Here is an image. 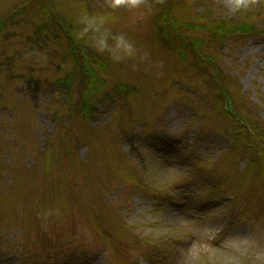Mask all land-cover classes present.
<instances>
[{
	"label": "rangeland",
	"instance_id": "rangeland-1",
	"mask_svg": "<svg viewBox=\"0 0 264 264\" xmlns=\"http://www.w3.org/2000/svg\"><path fill=\"white\" fill-rule=\"evenodd\" d=\"M164 1L197 53L159 40ZM109 2L53 0L55 22L41 0H0V19L14 15L0 32V264H264V154L225 111L264 127V35L212 41L198 0ZM208 2L227 17L256 7L264 30V0ZM85 8L147 59L114 63L76 39ZM69 37L104 81L95 109L79 107L88 87L59 82L78 71Z\"/></svg>",
	"mask_w": 264,
	"mask_h": 264
},
{
	"label": "trees",
	"instance_id": "trees-1",
	"mask_svg": "<svg viewBox=\"0 0 264 264\" xmlns=\"http://www.w3.org/2000/svg\"><path fill=\"white\" fill-rule=\"evenodd\" d=\"M42 1V13L47 16L53 18V20L57 21L56 9L53 4V0H41ZM202 6V15L204 18H209L206 23L203 25H198V30L207 32L210 39L214 42H218L221 45H227L229 42H235L237 40L243 39L244 37H258L260 35H264V30H261L260 23L254 21L248 16L251 13H254V8L249 7L244 11L239 13L238 17H227L224 14L217 13V9L211 2L208 0H198ZM205 2H208L205 4ZM172 4L168 3V1H164V7L161 10V14L156 18V23L159 26L156 27V33H158L159 40H162V44H164L167 48L169 47L172 50H177L178 54L181 57L185 56L186 48L191 49L193 52L199 50L201 41L198 39L186 40L185 37L181 34V32L172 31L177 28L178 23L172 19ZM261 12H264L263 10ZM16 13L19 14L20 11L16 10ZM217 13V16L215 15ZM260 15L259 12H257ZM10 17L7 15L6 17H1L0 19V32L4 31L7 27V22L9 18L14 17L13 14ZM52 20V19H51ZM262 21V19H261ZM264 22V21H262ZM45 28V26H43ZM70 46L69 52L70 57L74 60V65L78 71L67 77L65 80H59V82H63L65 86L66 92L72 97L73 96V88L76 86L82 85L88 87L84 92L81 101L79 102V107L84 109V111L90 109H95L96 103H103L105 99L94 100L92 99V95L98 94V89L104 86V81L101 79L100 75L97 73L95 69L94 62L83 60L79 61L78 52H83L84 47L80 46V50H76L73 44V39L70 38ZM186 50V51H185ZM185 51V53H184ZM104 70H107L105 67H102ZM78 76V77H77ZM75 78L81 79L83 78L85 81L78 82L76 85H73V81ZM125 89V88H123ZM115 98V97H114ZM113 98V99H114ZM77 105V104H76ZM228 104L226 103L225 106ZM229 108L225 107V111L227 115L233 117L232 119L236 122V130L234 133V137L236 142H238L239 138H248L250 139L249 144H245V147L250 149H256L260 153L264 154V127L261 123V118L257 115L254 117L244 116L241 113H237L234 109L230 108L231 111H228ZM256 118V119H255ZM234 143V142H233ZM241 146V141H240ZM218 198V197H214Z\"/></svg>",
	"mask_w": 264,
	"mask_h": 264
},
{
	"label": "clouds",
	"instance_id": "clouds-1",
	"mask_svg": "<svg viewBox=\"0 0 264 264\" xmlns=\"http://www.w3.org/2000/svg\"><path fill=\"white\" fill-rule=\"evenodd\" d=\"M143 4L144 0H110L109 2V6L113 8L123 5L131 9H139ZM75 23L78 26L76 39L83 41L97 54L106 55L110 61L121 63L137 58L142 61L147 59L148 54H141L126 33L113 32L108 16L89 12L85 8L77 16ZM23 60L40 66L48 64L47 54L38 50L26 51ZM132 255L135 264H143L142 258L136 257L135 253Z\"/></svg>",
	"mask_w": 264,
	"mask_h": 264
}]
</instances>
